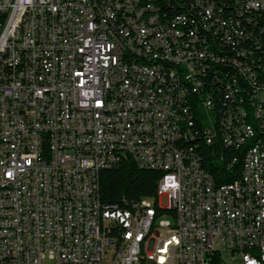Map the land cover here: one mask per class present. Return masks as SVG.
<instances>
[{
	"label": "built area",
	"instance_id": "obj_1",
	"mask_svg": "<svg viewBox=\"0 0 264 264\" xmlns=\"http://www.w3.org/2000/svg\"><path fill=\"white\" fill-rule=\"evenodd\" d=\"M259 19L264 0H0V264H264ZM187 86L228 180L196 156ZM127 158L162 172L157 192L102 204L99 170Z\"/></svg>",
	"mask_w": 264,
	"mask_h": 264
},
{
	"label": "trees",
	"instance_id": "obj_2",
	"mask_svg": "<svg viewBox=\"0 0 264 264\" xmlns=\"http://www.w3.org/2000/svg\"><path fill=\"white\" fill-rule=\"evenodd\" d=\"M258 27L249 28L253 35L259 41L264 43V34L259 33L260 27H264L263 19H259ZM251 45L249 41V46ZM242 46L243 55H252V49L255 46ZM258 54V53H257ZM182 77H187L182 74ZM184 83L186 79L184 80ZM182 82V81H181ZM188 91L191 95V108L189 118V126L195 130V135L198 137V147H196V156H199L202 166H209L207 170L215 177L226 174V166H219V163H214V156L211 155L209 131H207L206 120L203 119L202 101H200V93H193L194 89L189 87ZM192 92V93H191ZM244 109L245 113L251 114V123L260 122L259 109L254 103L253 94H244ZM208 121H215V114H208ZM228 148L224 146L217 148V155H225ZM228 157L230 156L227 155ZM239 169V160L229 166V173L237 174ZM162 172L137 166L131 159L119 161L115 166L104 168L98 172V196L102 204L119 203L120 205L129 204L144 197H153L158 189V180ZM224 180H228L227 174L223 176ZM155 208V206H154Z\"/></svg>",
	"mask_w": 264,
	"mask_h": 264
},
{
	"label": "bare ground",
	"instance_id": "obj_3",
	"mask_svg": "<svg viewBox=\"0 0 264 264\" xmlns=\"http://www.w3.org/2000/svg\"><path fill=\"white\" fill-rule=\"evenodd\" d=\"M105 39H107L108 43H116V35L114 32H105ZM121 60H136V63L142 66H160L165 68L166 70H174V68H181L180 59H172L171 56L166 55H145L142 52L133 51H122L121 52ZM187 76L186 72H175V81H177L178 85H190V78L182 77ZM183 79L185 81H183ZM182 81V82H181ZM189 87L194 89V86H187V95L190 93L188 91ZM192 93V92H191ZM194 93V92H193ZM206 142H210V138L206 139ZM258 154H264V145H258ZM155 202H147V210H155L154 208ZM260 209H262L264 215V192H260ZM263 237H264V229H263Z\"/></svg>",
	"mask_w": 264,
	"mask_h": 264
}]
</instances>
